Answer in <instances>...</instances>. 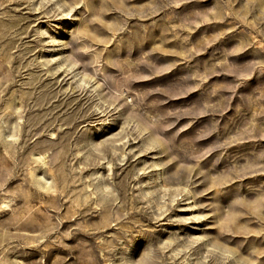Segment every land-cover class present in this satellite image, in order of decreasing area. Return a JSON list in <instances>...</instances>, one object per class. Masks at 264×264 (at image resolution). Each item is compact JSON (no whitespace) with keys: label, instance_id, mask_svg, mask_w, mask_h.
I'll list each match as a JSON object with an SVG mask.
<instances>
[{"label":"rangeland","instance_id":"374dc122","mask_svg":"<svg viewBox=\"0 0 264 264\" xmlns=\"http://www.w3.org/2000/svg\"><path fill=\"white\" fill-rule=\"evenodd\" d=\"M0 264H264V0H0Z\"/></svg>","mask_w":264,"mask_h":264},{"label":"bare ground","instance_id":"6f19581e","mask_svg":"<svg viewBox=\"0 0 264 264\" xmlns=\"http://www.w3.org/2000/svg\"><path fill=\"white\" fill-rule=\"evenodd\" d=\"M93 118V117H92ZM105 200V199H104ZM108 203V202H107ZM107 205V204H106ZM105 206V205H104ZM107 210V208L105 209V211Z\"/></svg>","mask_w":264,"mask_h":264}]
</instances>
